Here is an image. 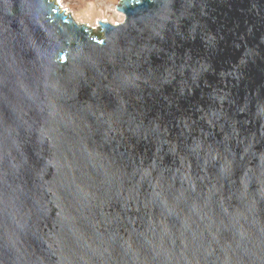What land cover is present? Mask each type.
<instances>
[{
	"label": "water",
	"instance_id": "obj_1",
	"mask_svg": "<svg viewBox=\"0 0 264 264\" xmlns=\"http://www.w3.org/2000/svg\"><path fill=\"white\" fill-rule=\"evenodd\" d=\"M115 10L0 0V264H264V0Z\"/></svg>",
	"mask_w": 264,
	"mask_h": 264
},
{
	"label": "rangeland",
	"instance_id": "obj_2",
	"mask_svg": "<svg viewBox=\"0 0 264 264\" xmlns=\"http://www.w3.org/2000/svg\"><path fill=\"white\" fill-rule=\"evenodd\" d=\"M119 0H61L59 6L71 13V17L81 24L97 26V21L119 23L123 15L115 10Z\"/></svg>",
	"mask_w": 264,
	"mask_h": 264
},
{
	"label": "bare ground",
	"instance_id": "obj_3",
	"mask_svg": "<svg viewBox=\"0 0 264 264\" xmlns=\"http://www.w3.org/2000/svg\"><path fill=\"white\" fill-rule=\"evenodd\" d=\"M57 2H58V3H61V0H57ZM102 21H104V20H102Z\"/></svg>",
	"mask_w": 264,
	"mask_h": 264
}]
</instances>
